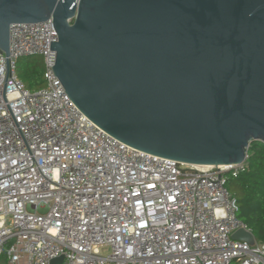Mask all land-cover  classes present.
Returning a JSON list of instances; mask_svg holds the SVG:
<instances>
[{
    "label": "built area",
    "instance_id": "built-area-1",
    "mask_svg": "<svg viewBox=\"0 0 264 264\" xmlns=\"http://www.w3.org/2000/svg\"><path fill=\"white\" fill-rule=\"evenodd\" d=\"M57 40L51 19L14 24L0 54V264H264V244L231 239L251 233L225 186L247 153L196 167L115 140L54 76ZM33 57L44 86L29 91L16 67Z\"/></svg>",
    "mask_w": 264,
    "mask_h": 264
},
{
    "label": "water",
    "instance_id": "water-1",
    "mask_svg": "<svg viewBox=\"0 0 264 264\" xmlns=\"http://www.w3.org/2000/svg\"><path fill=\"white\" fill-rule=\"evenodd\" d=\"M49 19L54 76L115 140L196 167L264 144V0H0V54L11 25Z\"/></svg>",
    "mask_w": 264,
    "mask_h": 264
},
{
    "label": "trees",
    "instance_id": "trees-1",
    "mask_svg": "<svg viewBox=\"0 0 264 264\" xmlns=\"http://www.w3.org/2000/svg\"><path fill=\"white\" fill-rule=\"evenodd\" d=\"M16 73L29 91L44 86L40 58L20 59ZM247 155V171L237 178L228 177L225 186L236 201V218L246 225L257 243L264 244V144L252 142Z\"/></svg>",
    "mask_w": 264,
    "mask_h": 264
},
{
    "label": "rangeland",
    "instance_id": "rangeland-1",
    "mask_svg": "<svg viewBox=\"0 0 264 264\" xmlns=\"http://www.w3.org/2000/svg\"><path fill=\"white\" fill-rule=\"evenodd\" d=\"M36 58V57H35ZM38 58V57H37Z\"/></svg>",
    "mask_w": 264,
    "mask_h": 264
}]
</instances>
